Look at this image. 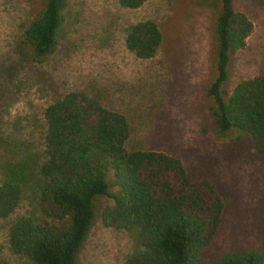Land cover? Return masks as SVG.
Returning <instances> with one entry per match:
<instances>
[{
    "label": "trees",
    "instance_id": "obj_1",
    "mask_svg": "<svg viewBox=\"0 0 264 264\" xmlns=\"http://www.w3.org/2000/svg\"><path fill=\"white\" fill-rule=\"evenodd\" d=\"M144 1L117 3L134 10ZM218 1L215 77L207 96L213 102L215 136L236 143L223 145L219 156L230 164L237 149L247 145L264 159V75L240 81L231 93L222 88L229 59L246 43L253 25L230 0ZM42 6L17 43L22 58L34 62L53 53L66 0H42ZM161 40L158 25L145 19L126 29L124 46L142 60ZM1 133L0 219L28 197L32 213L11 223L8 246L32 264H76L102 197V225L127 232L133 241L122 264H264V243L259 248L231 243L212 253L230 204L213 165H198L193 173L163 151H127L126 119L97 96L76 90L50 103L42 111L35 144L15 139L12 131Z\"/></svg>",
    "mask_w": 264,
    "mask_h": 264
},
{
    "label": "rangeland",
    "instance_id": "obj_2",
    "mask_svg": "<svg viewBox=\"0 0 264 264\" xmlns=\"http://www.w3.org/2000/svg\"><path fill=\"white\" fill-rule=\"evenodd\" d=\"M230 1L253 27L246 43L229 59L223 93H231L242 80L264 75V1ZM42 7V0H0L3 135L12 131L15 139L37 143L42 111L67 93L83 90L126 119L127 151H163L178 157L193 173L198 165H213L230 204L212 253L227 250L231 243L262 246L264 159L242 145L232 163L223 162L219 156L224 154L223 145L236 143L215 136L213 102L207 96L215 77L214 27L220 2L145 0L138 9L127 10L117 0H66L53 53L34 62L22 58L17 43L24 25ZM145 19L158 25L162 40L150 58L139 60L126 50L124 40L126 29ZM103 202V197L98 199L93 225L76 264H122L132 250L127 232L102 225ZM31 211L26 196L11 215L0 219V264H32L8 246L11 223Z\"/></svg>",
    "mask_w": 264,
    "mask_h": 264
}]
</instances>
